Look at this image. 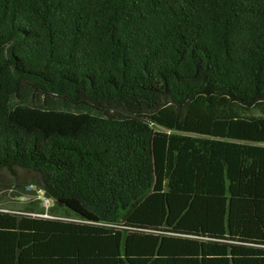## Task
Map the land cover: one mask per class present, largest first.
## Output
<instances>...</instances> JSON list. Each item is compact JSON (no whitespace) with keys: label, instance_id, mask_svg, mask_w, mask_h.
<instances>
[{"label":"trees","instance_id":"trees-1","mask_svg":"<svg viewBox=\"0 0 264 264\" xmlns=\"http://www.w3.org/2000/svg\"><path fill=\"white\" fill-rule=\"evenodd\" d=\"M0 170L53 201L0 209V264H264V0H0ZM149 194L230 228L131 222Z\"/></svg>","mask_w":264,"mask_h":264},{"label":"rangeland","instance_id":"rangeland-1","mask_svg":"<svg viewBox=\"0 0 264 264\" xmlns=\"http://www.w3.org/2000/svg\"><path fill=\"white\" fill-rule=\"evenodd\" d=\"M17 175L20 178H27V174L16 170ZM7 186H9L7 188ZM10 175L0 170V209H22L27 202L31 200H37L33 195L23 196L18 198L15 196V191L10 189ZM152 195V194H151ZM166 199V200H165ZM157 195H152L143 202L137 209L132 211L130 217L131 222L139 223L146 222L148 226H160L164 223H169V225L175 230L180 231H203L211 228V230H228L230 228V223L228 220H223L221 218L220 212L224 209L223 199H210L207 198H194L185 196H170L167 195L166 198ZM171 201L174 206L178 203H186L188 207L196 203L201 209L198 213L189 214L188 211H178L181 206H178V210L171 211V205L165 207L166 201ZM225 201V200H224ZM210 204V205H207ZM234 205V203H233ZM212 207L214 211L208 212L207 208ZM197 208V207H196ZM191 211V210H190ZM171 222V224H170ZM217 233V232H215ZM156 235L153 236H139L134 235L132 238H128V243L132 245V250L134 254L141 255H182L187 253L202 254V243L199 240H181L174 238H167L161 241L156 240ZM162 240V239H161ZM157 243V244H156ZM156 244V245H155ZM157 245H161L158 247ZM124 246V245H123ZM153 247H157L154 249Z\"/></svg>","mask_w":264,"mask_h":264},{"label":"crops","instance_id":"crops-1","mask_svg":"<svg viewBox=\"0 0 264 264\" xmlns=\"http://www.w3.org/2000/svg\"><path fill=\"white\" fill-rule=\"evenodd\" d=\"M141 204H143V202L141 203ZM137 224H141V225H147L148 223H146V222H139V223H137ZM190 232H200V231H197V230H193V231H191L190 230ZM204 233H213V234H220V232L218 231V230H211V228L210 229H208L207 228V230L205 231H203ZM215 232H217V233H215ZM153 235H158V233H156V234H153ZM121 238V237H120ZM120 246H121V239H120ZM120 255V254H119ZM138 256L140 255V256H154L155 254H151V255H141V254H137ZM196 255H198V254H191V253H187V254H182V255H175V256H196Z\"/></svg>","mask_w":264,"mask_h":264},{"label":"built area","instance_id":"built-area-1","mask_svg":"<svg viewBox=\"0 0 264 264\" xmlns=\"http://www.w3.org/2000/svg\"><path fill=\"white\" fill-rule=\"evenodd\" d=\"M42 195V193H39V199H41V205L43 206V208L45 209V211L48 210V208L53 206V201L51 199H46V198H41L40 196ZM42 217H48L46 215V213L44 215H42Z\"/></svg>","mask_w":264,"mask_h":264}]
</instances>
